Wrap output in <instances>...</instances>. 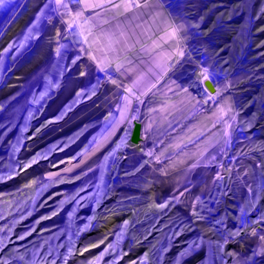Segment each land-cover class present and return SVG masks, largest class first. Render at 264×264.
Returning <instances> with one entry per match:
<instances>
[{"label":"rangeland","instance_id":"1","mask_svg":"<svg viewBox=\"0 0 264 264\" xmlns=\"http://www.w3.org/2000/svg\"><path fill=\"white\" fill-rule=\"evenodd\" d=\"M125 2L0 0V264H264V0Z\"/></svg>","mask_w":264,"mask_h":264},{"label":"crops","instance_id":"2","mask_svg":"<svg viewBox=\"0 0 264 264\" xmlns=\"http://www.w3.org/2000/svg\"><path fill=\"white\" fill-rule=\"evenodd\" d=\"M82 8H95L96 14L101 18L99 25L105 29L111 24L110 18L116 15L118 18H125L128 13V7L125 6V0H78ZM125 3V4H124Z\"/></svg>","mask_w":264,"mask_h":264},{"label":"water","instance_id":"3","mask_svg":"<svg viewBox=\"0 0 264 264\" xmlns=\"http://www.w3.org/2000/svg\"><path fill=\"white\" fill-rule=\"evenodd\" d=\"M204 84L206 85V87L209 90H211V91L214 90V85L212 84V82L209 79H205ZM140 127L141 126H140L139 122H135L133 124L132 130H131L130 136H129V142L130 143H136L140 139Z\"/></svg>","mask_w":264,"mask_h":264},{"label":"bare ground","instance_id":"4","mask_svg":"<svg viewBox=\"0 0 264 264\" xmlns=\"http://www.w3.org/2000/svg\"><path fill=\"white\" fill-rule=\"evenodd\" d=\"M140 136H141V131H140Z\"/></svg>","mask_w":264,"mask_h":264}]
</instances>
